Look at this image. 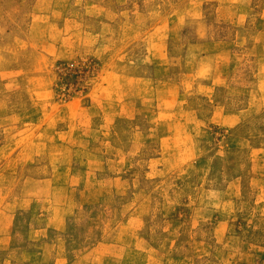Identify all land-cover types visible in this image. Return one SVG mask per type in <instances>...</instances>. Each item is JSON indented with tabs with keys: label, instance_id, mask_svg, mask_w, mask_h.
<instances>
[{
	"label": "rangeland",
	"instance_id": "374dc122",
	"mask_svg": "<svg viewBox=\"0 0 264 264\" xmlns=\"http://www.w3.org/2000/svg\"><path fill=\"white\" fill-rule=\"evenodd\" d=\"M0 264H264V0H0Z\"/></svg>",
	"mask_w": 264,
	"mask_h": 264
},
{
	"label": "trees",
	"instance_id": "16d2710c",
	"mask_svg": "<svg viewBox=\"0 0 264 264\" xmlns=\"http://www.w3.org/2000/svg\"><path fill=\"white\" fill-rule=\"evenodd\" d=\"M65 70H69V73L67 74L68 77V83L66 84L67 90L69 87L73 86L78 89V86L81 84L80 81H78L77 75H80V72H82L84 75L88 74L91 71V68L87 69L86 65H77L76 67H73V65H67L65 66ZM76 76V77H75Z\"/></svg>",
	"mask_w": 264,
	"mask_h": 264
}]
</instances>
